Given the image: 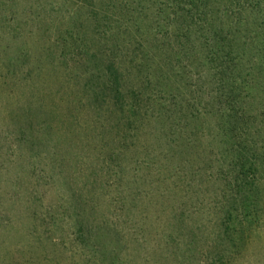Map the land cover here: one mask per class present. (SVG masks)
I'll list each match as a JSON object with an SVG mask.
<instances>
[{"label":"rangeland","instance_id":"obj_1","mask_svg":"<svg viewBox=\"0 0 264 264\" xmlns=\"http://www.w3.org/2000/svg\"><path fill=\"white\" fill-rule=\"evenodd\" d=\"M193 8L0 0V264H264V76L238 89L245 132L229 134ZM109 25L124 41L150 31L125 56L135 116L104 98L124 57ZM246 143L258 170L239 187Z\"/></svg>","mask_w":264,"mask_h":264},{"label":"trees","instance_id":"obj_2","mask_svg":"<svg viewBox=\"0 0 264 264\" xmlns=\"http://www.w3.org/2000/svg\"><path fill=\"white\" fill-rule=\"evenodd\" d=\"M191 1L194 6L189 13L192 19L197 21L199 15L204 16L208 24L206 33L208 35L209 33L211 34V37H208V35L205 37V34L194 37L192 44H194V47L199 48V50H205L206 54L201 55V58L207 63V74L209 73L211 81L218 83V91L220 92V94H216L218 99L221 98L226 103L224 107L221 106V109H217V113L222 116V124L220 126L229 134L237 133V131L243 134L245 131L240 132L239 130L240 128L242 129V125L240 124L245 115L243 112L244 109L242 107V109L236 107V110L233 107L240 102L241 95L237 94L238 89H251L257 83L254 75L255 70L260 71L264 76V0ZM250 17H253L252 24L254 25V30H248L245 25L250 24ZM130 18L134 23L128 29L129 33L135 28H138L137 18L135 16H131ZM189 27H191V24ZM108 28L106 32H109L110 35L104 34L105 36H109L114 42V53L120 50L124 53V57L117 58L113 54L110 59L107 68L109 77L105 82L106 92L104 98H106V102L114 100L119 104L123 112L126 111L128 106L132 115L135 116L137 113V104L132 102L130 93L135 95L134 99L140 98L144 94L139 90L133 91L127 88L126 68L124 65L125 56L137 41L141 42L143 47H146L150 42L144 39V35L146 33L150 34V31L148 30V32L141 34L140 37H132L131 41H124L122 40L124 37H121L119 29L114 30L111 25ZM192 30L197 31L195 28ZM253 34H255V37L250 40L249 38ZM153 35L156 37L157 34L155 35L153 31ZM240 36L243 38L241 43H239ZM190 39H192V36L188 37V41ZM253 43L254 46L251 47V50H247L248 46ZM147 49H152L151 44ZM188 50L191 49L188 47ZM246 53L251 55L248 56ZM140 64L145 67L143 62ZM151 97L153 98L152 95ZM235 116L238 120L234 119ZM130 118L132 119L133 116ZM227 118L229 123L223 126V120ZM235 137H238V135ZM246 144L234 147L237 154L233 165L237 169L235 171L238 174L237 184L239 187H243L248 182L247 180L251 171L256 172L258 170V163L249 159V155L247 154L248 144ZM229 228L228 226V230H230Z\"/></svg>","mask_w":264,"mask_h":264}]
</instances>
